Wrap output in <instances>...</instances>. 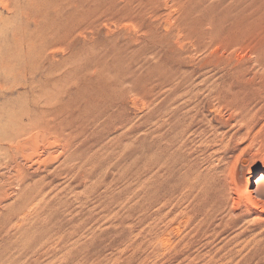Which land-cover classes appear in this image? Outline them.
Returning a JSON list of instances; mask_svg holds the SVG:
<instances>
[{"label": "rangeland", "instance_id": "obj_1", "mask_svg": "<svg viewBox=\"0 0 264 264\" xmlns=\"http://www.w3.org/2000/svg\"><path fill=\"white\" fill-rule=\"evenodd\" d=\"M23 4L37 26L19 21L0 6V30L15 29L0 32L5 38L0 46L9 53L7 57L0 54V68L4 59V68L20 66L26 71L24 63L29 61L39 71L45 69L33 89L36 99L28 95V88L20 87L12 96L0 97V108L26 93L28 100H37L34 114L42 131L31 133L35 142L29 149H42L36 179L41 181L44 215L42 226L30 236L17 239L16 235L0 243V264H154L150 249L154 144L149 116L151 101L171 90L178 88L179 95L185 96L186 90L201 89L198 122L189 140L195 143L211 130L226 134L224 143L230 141L222 159L236 164L239 177L262 175L255 173L259 163H252L264 159V104L254 105L253 111H260L251 121L252 134L239 135V124L227 122L228 109L209 102L205 94L208 86L216 88L226 80L220 66L223 60L231 67H250L254 53L264 50V0H69L67 4L65 0H32ZM249 10L256 21L254 15L246 14ZM250 28L254 30L249 32ZM15 35L20 39L16 45ZM49 40L57 44L47 48ZM29 43L34 50L27 58ZM39 112H46L45 116ZM2 149L0 142V169L4 158H12L1 155ZM28 164L32 165L24 166L31 174ZM216 233L207 248L204 238H198L188 254L217 253L221 258L230 250V257L219 259L218 264H264V226L244 231L238 223Z\"/></svg>", "mask_w": 264, "mask_h": 264}, {"label": "bare ground", "instance_id": "obj_2", "mask_svg": "<svg viewBox=\"0 0 264 264\" xmlns=\"http://www.w3.org/2000/svg\"><path fill=\"white\" fill-rule=\"evenodd\" d=\"M31 1L0 0V6L5 9L6 12L10 13L12 17L19 19V21L26 23L31 22L37 26V20H34L35 18L33 19V16L31 17V14L22 7L24 2H28L29 4ZM68 2L69 0H65L66 4ZM31 5L32 4H30V6ZM55 8H57V6ZM55 12L57 13V11ZM251 12L253 11L246 14ZM232 15L236 14L233 13ZM241 15L248 17V19L250 16L254 15L256 21L255 14H249L250 16H248L245 15V13H242ZM251 18L252 17H250V19ZM235 19L236 16L234 17V20ZM248 23L247 25L250 26L251 21L249 23L250 25ZM4 24L7 25L9 23ZM228 25L230 26L229 21ZM233 25L234 24L231 26L234 27L235 25ZM240 26L241 25L239 24V27ZM0 27L2 26L0 25ZM10 27H12L11 24ZM15 28L17 29L16 26ZM248 28H246V30ZM234 29H237V27H234ZM7 30H9L8 27L3 28L0 32L6 33ZM14 30L15 29L9 31ZM251 30L254 29L250 28L249 32ZM238 32H241L242 35L244 34L242 33L243 31L239 30ZM259 33H261V31ZM14 34L15 33L13 32L12 38L14 37ZM229 34L230 33H228V36ZM225 35L227 34L225 33ZM233 35L236 34L234 33ZM220 36L221 34L215 37L216 39L217 37L220 39ZM215 37L213 39L214 41H216ZM233 38H235V36ZM0 39L5 40V38L1 36ZM239 39L241 38L239 37ZM229 40L228 43L231 41ZM14 41L15 45L16 43H20V39H16V35ZM54 41L56 40L54 39ZM54 41H47V48L54 46L52 45L56 43H54ZM225 43L227 44V41ZM30 44L31 43H29V45ZM263 45L264 43L262 46ZM3 49L4 48H1L0 46V54L9 55L8 52L3 53ZM26 49L28 54L24 57L30 58V51L34 50V46L31 44L30 46H27ZM254 54H256L255 59L252 61V64L249 63L250 67L249 65L244 68L239 67L240 65H237L238 67H231V64H226L223 60V65L220 66H222V69L226 72V80L222 82V84L218 83L216 88L215 86H212L214 88H212L211 85L208 86L211 89L209 88L206 90L207 92L205 94V99H209V102L211 100V102H215L217 106H222L225 109H228L227 111H229L228 114H230V120L227 122L230 121L239 124V135L242 132H245L246 134L244 135L248 136V133H250L252 128L251 121L253 118L255 119L256 113L260 111L259 109L257 112L253 111L254 105L261 102L264 104V50L256 51ZM36 56L40 61V53ZM48 57H51V54H49ZM2 60L4 59H1L2 69L0 68V97L6 99L7 97L12 96V94L20 87H25L29 90L28 95L31 93L30 95L33 98L35 96L33 95V89L38 85L37 83L41 82L39 76L43 75L42 72L45 69L44 66L43 69L40 68L39 71L37 67L27 64L29 61L26 63L24 60L23 62H25V66L29 69L26 68L27 71L25 67L22 68L25 69L26 72L22 71L20 66H14L15 68H4ZM46 63L47 61L45 62V65ZM256 69L260 70L256 71ZM259 71L261 73H259ZM205 88L207 89V87ZM201 93V89L196 88V90L191 89L189 92L186 90L185 96L182 94L179 95V90L177 88L176 90H171V93H168L169 95L166 97L161 98L160 100L154 99L151 101L149 117L152 125L151 134L153 139L152 142L154 144V154L152 156L153 158H151L152 164L150 171V249L151 258L154 264H158L159 262L162 264H171L173 262L177 264H192L196 261L204 260L207 261L203 264H218L217 262L219 259L222 261V258L230 257V250L228 253L224 250L225 255H222L221 258L217 253L208 255L207 253L204 255L197 253L194 256H191L188 254V251L194 247L198 238H204L205 244L203 246L207 248L211 243L210 241L218 236L219 233H216L217 229L219 232H223L232 229L237 226L238 223H242L244 231H248L251 227L261 228L264 226V159L255 160L252 163L253 166L259 163L260 168L255 170V173L261 172L262 175L258 179L246 178L245 175L239 177V173L235 167L236 164L232 166L229 162H225V159H222L221 157V154L227 152L226 150L228 149L227 147L230 141L228 140L227 143H224L226 134L216 133V130H211L210 135L206 134L208 136L203 132V136L200 135L199 141L195 143L194 140H189L188 135L191 133L192 128L195 127L197 121L198 100L199 94ZM28 98L29 97L26 93V95L19 96L18 101H14L9 105L0 108V112L3 113V116L0 117V142H3L1 155L7 156V154H9V156L11 155L12 157L11 159L4 158L3 161H1L0 243L7 242L9 239L15 238L16 235H18L17 239H19V237L20 239L26 238V236H30L31 232L39 230L42 226L40 223V221H42V216L44 215H42L41 206L43 202L42 188L41 181L36 179L41 172L40 159L42 157L39 156L40 153H38V151H41L42 149L37 151V147L34 146L32 151L29 149V144L32 143L34 138L31 133H34V130L36 131L35 133L38 132V124H41V121L40 118H37L35 116L36 114H34L39 107L37 100H31L32 98L29 99L32 101V105H30V103L26 102ZM40 98L41 97L39 96V100ZM39 113L44 115L46 112ZM43 115L41 116V119L44 118L45 115ZM47 120L48 119H46V121ZM25 122L27 124H25ZM43 134H45V132ZM45 135H47V133ZM52 135L50 137H53ZM42 139L44 140L45 138ZM48 154L50 155V153ZM195 155L198 156L196 157ZM22 163L32 164H30L31 166H29V164L27 165L32 171L31 174H29L28 169ZM205 164L207 165L206 167ZM254 185L255 188L251 190ZM24 240H21L22 243ZM13 241L16 240L13 239ZM14 243L17 244L16 242ZM257 243L258 242H256V244ZM25 244L26 243H24V245ZM227 245L228 244H226L225 247H228ZM256 247L257 246H255V248ZM221 248L224 247L222 246ZM220 251L218 253H221ZM13 256L16 258L15 255Z\"/></svg>", "mask_w": 264, "mask_h": 264}]
</instances>
